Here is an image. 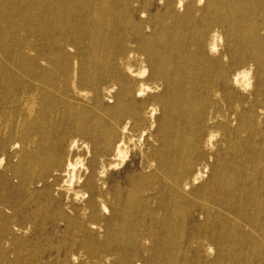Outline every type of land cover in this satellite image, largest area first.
Segmentation results:
<instances>
[{
	"label": "bare ground",
	"instance_id": "6f19581e",
	"mask_svg": "<svg viewBox=\"0 0 264 264\" xmlns=\"http://www.w3.org/2000/svg\"><path fill=\"white\" fill-rule=\"evenodd\" d=\"M0 182L8 264H264V0H0Z\"/></svg>",
	"mask_w": 264,
	"mask_h": 264
},
{
	"label": "rangeland",
	"instance_id": "374dc122",
	"mask_svg": "<svg viewBox=\"0 0 264 264\" xmlns=\"http://www.w3.org/2000/svg\"><path fill=\"white\" fill-rule=\"evenodd\" d=\"M6 167V166H5ZM4 167V169L6 170V168ZM3 169L4 172H6ZM7 174L9 176H11V172H9V170H7ZM16 189H9V188H4L2 186V183L0 182V197H3L9 201L11 203L12 202H16ZM0 208H3V206L1 205ZM1 210V209H0ZM7 219L6 214L0 213V264H8L6 262V258L11 259L13 258L12 254H9L6 252V249H4L3 247V243L5 241V233H4V221ZM15 220L20 221V216H16ZM37 232H39V229H36ZM31 237L33 236L32 242H33V248H31L30 254L32 257V261H36L38 262L39 258H43L47 255V253L49 252L50 249H55L58 245V240L54 239L51 243H47L42 239H36V235L31 234ZM35 262V264L37 263Z\"/></svg>",
	"mask_w": 264,
	"mask_h": 264
}]
</instances>
